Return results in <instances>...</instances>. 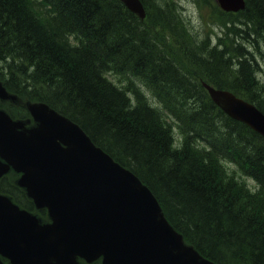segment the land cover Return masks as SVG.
I'll list each match as a JSON object with an SVG mask.
<instances>
[{
    "label": "trees",
    "instance_id": "16d2710c",
    "mask_svg": "<svg viewBox=\"0 0 264 264\" xmlns=\"http://www.w3.org/2000/svg\"><path fill=\"white\" fill-rule=\"evenodd\" d=\"M194 1L224 19L218 46L197 40L175 0H141L143 21L119 0H0V79L19 99L78 124L138 176L204 257L264 264V139L219 110L199 81L264 113L253 51L264 39V0H245L236 14ZM236 170L255 181L254 192ZM11 179L0 180V192L19 200Z\"/></svg>",
    "mask_w": 264,
    "mask_h": 264
},
{
    "label": "water",
    "instance_id": "95a60500",
    "mask_svg": "<svg viewBox=\"0 0 264 264\" xmlns=\"http://www.w3.org/2000/svg\"><path fill=\"white\" fill-rule=\"evenodd\" d=\"M143 19L139 0H120ZM239 11L244 0H216ZM227 116L264 138V114L227 90L205 83ZM0 99H14L0 83ZM35 125L24 128L0 111V176L22 172L17 185L51 224L0 195V254L14 264H60L68 257H103V264H213L184 244L150 190L95 146L82 129L46 104H27ZM60 259V262H59Z\"/></svg>",
    "mask_w": 264,
    "mask_h": 264
},
{
    "label": "rangeland",
    "instance_id": "374dc122",
    "mask_svg": "<svg viewBox=\"0 0 264 264\" xmlns=\"http://www.w3.org/2000/svg\"><path fill=\"white\" fill-rule=\"evenodd\" d=\"M178 3L182 6V12L183 16L187 18L190 23L192 24L193 29L196 32V37H203L204 34H210V29L214 30V34L219 31V27H224L223 25L219 26V24L215 25L213 22V14L208 6H201L200 9L195 5V3L192 0H177ZM215 38V37H214ZM213 38V39H214ZM205 39V38H204ZM233 39L238 40L240 42H243L246 46L248 41L242 40L241 37L233 36ZM254 54L257 58L258 64L260 66L261 71L260 73V79L264 83V39H260L259 43H257V46L255 49H253ZM109 78L114 81L115 83H118L117 76H109ZM247 182H250V180L246 179Z\"/></svg>",
    "mask_w": 264,
    "mask_h": 264
},
{
    "label": "bare ground",
    "instance_id": "6f19581e",
    "mask_svg": "<svg viewBox=\"0 0 264 264\" xmlns=\"http://www.w3.org/2000/svg\"><path fill=\"white\" fill-rule=\"evenodd\" d=\"M245 19H246V18H245ZM231 39H232L233 41H238V40H235V39H233V38H231ZM223 44H224V42H223ZM223 44L221 43L220 46L223 45ZM241 44H243V42H242ZM243 45H244V47H246L245 44H243ZM198 84H199V83H198ZM198 84H196V85H198ZM198 87H199V86H198ZM195 88H196V87H195ZM197 89H198V88H197ZM199 89H200V88H199ZM164 106H165V105H164ZM165 107H166V106H165ZM166 108H167V107H166ZM192 109H193V108H192ZM197 110H198V109H197ZM259 110H260V109H259ZM261 111H262V110H261ZM196 112H197V111H196ZM193 115H194V114H193ZM195 116H197V115H195ZM195 116H194V117H195ZM221 116H223V115H221ZM221 116H220V117H221ZM218 117H219V116H218ZM229 125H230V124H229ZM220 127H221V126H220ZM225 127H226V126L224 125V128H225ZM229 127H230V126H229ZM232 127H233V126H232ZM234 127H235V126H234ZM236 127H238V125H237ZM227 128H228V127H227ZM227 128H226V130H227ZM237 129H238V128H237ZM239 129H240V127H239ZM220 130H221V129H220ZM235 130H236V129H235ZM240 130H241V129H240ZM229 131H230V130H229ZM255 134H256V133H255ZM262 140H263V139H262ZM249 191L252 193V192H254L255 190H254V189H250Z\"/></svg>",
    "mask_w": 264,
    "mask_h": 264
},
{
    "label": "flooded vegetation",
    "instance_id": "af4514ba",
    "mask_svg": "<svg viewBox=\"0 0 264 264\" xmlns=\"http://www.w3.org/2000/svg\"><path fill=\"white\" fill-rule=\"evenodd\" d=\"M79 264H100V262L85 263L83 261H80Z\"/></svg>",
    "mask_w": 264,
    "mask_h": 264
}]
</instances>
